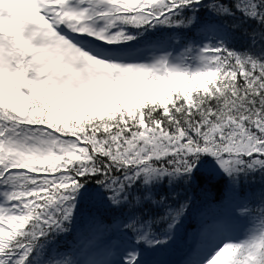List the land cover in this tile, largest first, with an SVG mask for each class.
<instances>
[{"label":"snow or ice","instance_id":"1","mask_svg":"<svg viewBox=\"0 0 264 264\" xmlns=\"http://www.w3.org/2000/svg\"><path fill=\"white\" fill-rule=\"evenodd\" d=\"M0 264H264V0H0Z\"/></svg>","mask_w":264,"mask_h":264},{"label":"trees","instance_id":"2","mask_svg":"<svg viewBox=\"0 0 264 264\" xmlns=\"http://www.w3.org/2000/svg\"><path fill=\"white\" fill-rule=\"evenodd\" d=\"M195 223L196 221L192 218L185 221L184 228L181 230V239L178 240L174 254L172 256L173 260H178L181 257L183 249L185 248L184 234L186 232L190 237L192 232L194 231Z\"/></svg>","mask_w":264,"mask_h":264}]
</instances>
